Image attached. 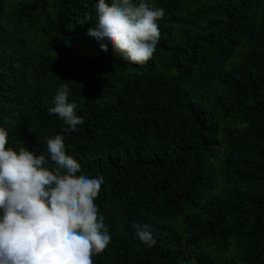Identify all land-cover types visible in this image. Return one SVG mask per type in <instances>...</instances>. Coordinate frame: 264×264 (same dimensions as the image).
<instances>
[{
  "label": "trees",
  "instance_id": "1",
  "mask_svg": "<svg viewBox=\"0 0 264 264\" xmlns=\"http://www.w3.org/2000/svg\"><path fill=\"white\" fill-rule=\"evenodd\" d=\"M148 2L165 15L137 65L86 35L97 0H0V127L36 154L62 135L104 177L93 264H264V0ZM61 84L84 119L66 136Z\"/></svg>",
  "mask_w": 264,
  "mask_h": 264
},
{
  "label": "clouds",
  "instance_id": "2",
  "mask_svg": "<svg viewBox=\"0 0 264 264\" xmlns=\"http://www.w3.org/2000/svg\"><path fill=\"white\" fill-rule=\"evenodd\" d=\"M96 23L86 35L109 48L123 61L148 62L160 39L162 7L148 0H97ZM70 89L61 84L48 109L63 121L65 136L84 124ZM64 136L48 138L46 153L9 146V133L0 127V264H93L111 237L99 213L104 177L82 174L80 164L66 153ZM51 163L52 167H48ZM135 238L151 247L155 241L147 225Z\"/></svg>",
  "mask_w": 264,
  "mask_h": 264
}]
</instances>
